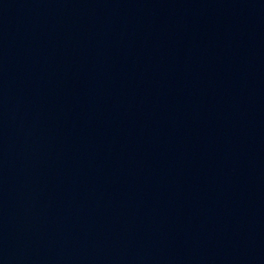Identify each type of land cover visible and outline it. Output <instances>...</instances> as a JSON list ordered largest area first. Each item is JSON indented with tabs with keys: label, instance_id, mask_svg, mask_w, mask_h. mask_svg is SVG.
I'll use <instances>...</instances> for the list:
<instances>
[{
	"label": "water",
	"instance_id": "water-1",
	"mask_svg": "<svg viewBox=\"0 0 264 264\" xmlns=\"http://www.w3.org/2000/svg\"><path fill=\"white\" fill-rule=\"evenodd\" d=\"M0 264H264V89L193 0H0Z\"/></svg>",
	"mask_w": 264,
	"mask_h": 264
}]
</instances>
